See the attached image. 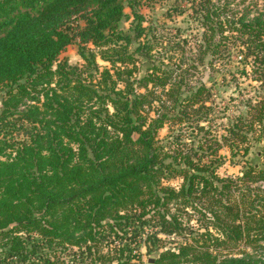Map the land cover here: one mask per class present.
Segmentation results:
<instances>
[{
	"label": "trees",
	"instance_id": "16d2710c",
	"mask_svg": "<svg viewBox=\"0 0 264 264\" xmlns=\"http://www.w3.org/2000/svg\"><path fill=\"white\" fill-rule=\"evenodd\" d=\"M153 1L0 0V264L258 261L264 15L192 0L199 52L165 56L138 9ZM73 43L82 64L61 57ZM214 60L260 83L230 116L208 104L217 81H190Z\"/></svg>",
	"mask_w": 264,
	"mask_h": 264
},
{
	"label": "rangeland",
	"instance_id": "374dc122",
	"mask_svg": "<svg viewBox=\"0 0 264 264\" xmlns=\"http://www.w3.org/2000/svg\"><path fill=\"white\" fill-rule=\"evenodd\" d=\"M233 13L236 15L241 14V10L247 6L251 5L252 8L251 16L257 14V11L262 12L264 15V0H231ZM195 4L193 5L192 0H155L147 4H141L139 6V12L144 15V25L151 27L152 35L161 40L159 47L156 49L165 56L170 54H179V50L173 52L170 51L171 41H178V39H187L188 42H182L184 51H180V54L185 56L197 55L199 52L197 49V42L202 37L204 28L201 26L199 19L196 16H193ZM254 6V7H253ZM126 13L129 15V18L124 22L123 27L128 29L134 17L132 15V9L126 7ZM239 13V14H238ZM196 17V18H195ZM135 21V19H134ZM210 55L211 52H208ZM62 58L69 60L71 64H82L83 59L79 54L78 45L73 43L67 47V49L62 53ZM214 56H211L212 58ZM237 55H233L232 59L236 60ZM168 62V60H166ZM100 64L105 65L106 63L100 60ZM241 63L237 60L233 63H229L227 66L221 65L220 62L214 60V66H207L204 68L199 65L197 68L191 69L189 73L190 81L196 84V81L200 80H214L218 82L217 87H213V93L215 94V101H209V105L215 106V108L224 110L223 113L227 115H232L240 108L244 103L239 101V99L247 94L249 90V96L254 95L255 91L252 90L253 87L259 89L260 83L253 80V74H241ZM248 71H251L247 67ZM208 86L212 87L211 82H208ZM242 92V93H241ZM1 92H0V101H1ZM230 97H234L235 100H230ZM217 106V107H216ZM220 122L227 123V118L221 114ZM169 129L164 128L160 131L161 137H166ZM258 145L253 147V150L257 148ZM223 153L228 155L226 163L220 168V173L223 175H240L242 170V163L233 165L229 156L227 149H223ZM145 247H143V256L142 264H152L149 262L150 258H155L156 253L148 255L145 252ZM251 254H253L254 260L252 264H264V248L260 249H249ZM68 254V253H66ZM66 260H71L69 255L64 256Z\"/></svg>",
	"mask_w": 264,
	"mask_h": 264
},
{
	"label": "water",
	"instance_id": "95a60500",
	"mask_svg": "<svg viewBox=\"0 0 264 264\" xmlns=\"http://www.w3.org/2000/svg\"><path fill=\"white\" fill-rule=\"evenodd\" d=\"M154 261H155V259L153 257L150 258V260H149L150 263H154Z\"/></svg>",
	"mask_w": 264,
	"mask_h": 264
},
{
	"label": "built area",
	"instance_id": "2783aa9c",
	"mask_svg": "<svg viewBox=\"0 0 264 264\" xmlns=\"http://www.w3.org/2000/svg\"><path fill=\"white\" fill-rule=\"evenodd\" d=\"M260 184H261V186L264 188V182H261Z\"/></svg>",
	"mask_w": 264,
	"mask_h": 264
}]
</instances>
